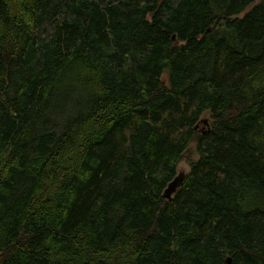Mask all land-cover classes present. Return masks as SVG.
<instances>
[{
    "label": "trees",
    "instance_id": "trees-1",
    "mask_svg": "<svg viewBox=\"0 0 264 264\" xmlns=\"http://www.w3.org/2000/svg\"><path fill=\"white\" fill-rule=\"evenodd\" d=\"M0 264H264V0H0Z\"/></svg>",
    "mask_w": 264,
    "mask_h": 264
},
{
    "label": "rangeland",
    "instance_id": "rangeland-1",
    "mask_svg": "<svg viewBox=\"0 0 264 264\" xmlns=\"http://www.w3.org/2000/svg\"><path fill=\"white\" fill-rule=\"evenodd\" d=\"M197 158L196 150L193 144H191L186 150L183 159L177 166V174H187L189 170L188 161Z\"/></svg>",
    "mask_w": 264,
    "mask_h": 264
},
{
    "label": "water",
    "instance_id": "water-1",
    "mask_svg": "<svg viewBox=\"0 0 264 264\" xmlns=\"http://www.w3.org/2000/svg\"><path fill=\"white\" fill-rule=\"evenodd\" d=\"M205 122V121H204ZM185 178V175L183 174H177L172 181L168 183L166 188L163 191V198L166 200H170L172 195L176 192V190L181 186L183 180Z\"/></svg>",
    "mask_w": 264,
    "mask_h": 264
}]
</instances>
